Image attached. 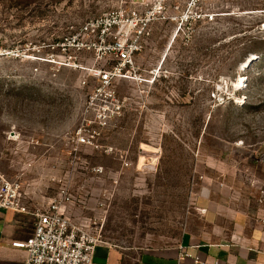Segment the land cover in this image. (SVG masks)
Masks as SVG:
<instances>
[{"label": "rangeland", "instance_id": "rangeland-1", "mask_svg": "<svg viewBox=\"0 0 264 264\" xmlns=\"http://www.w3.org/2000/svg\"><path fill=\"white\" fill-rule=\"evenodd\" d=\"M138 2L165 7L144 81L117 82L121 114L78 148L94 75L116 61L81 48L84 27L131 1L0 0V173L31 207L66 189L75 223L128 250L201 234L220 197L264 225V0Z\"/></svg>", "mask_w": 264, "mask_h": 264}, {"label": "built area", "instance_id": "built-area-1", "mask_svg": "<svg viewBox=\"0 0 264 264\" xmlns=\"http://www.w3.org/2000/svg\"><path fill=\"white\" fill-rule=\"evenodd\" d=\"M130 1V6L123 4L107 11L84 27L91 40L81 44V48L101 54V59L115 54L116 61L110 68L100 69L94 75L98 79V85L72 139L78 148L94 145V135L101 133L114 117L121 114L122 105L116 96L117 82L120 79L144 81L138 76L136 57L146 49L153 36V24L163 15L165 7L159 3L148 8L147 3ZM208 18L212 20L213 16ZM183 22L193 28V21L189 16L184 15ZM58 46L65 48L66 43ZM72 58L69 56V59ZM89 112L93 114L91 120L88 119ZM94 172L102 173L103 170L94 169ZM71 197L66 189H62L59 196L45 208L31 207L25 201L22 184L0 173V217L3 213L12 212L32 216L34 219L33 234L25 240L11 243L14 248L26 252L24 264H95L96 248L104 242L100 236L71 219L68 214ZM188 258H192V255L183 251L178 261L183 262ZM194 262L208 264L197 257ZM212 264L219 263L215 261Z\"/></svg>", "mask_w": 264, "mask_h": 264}, {"label": "crops", "instance_id": "crops-1", "mask_svg": "<svg viewBox=\"0 0 264 264\" xmlns=\"http://www.w3.org/2000/svg\"><path fill=\"white\" fill-rule=\"evenodd\" d=\"M204 219L201 234L186 232L177 245L165 248L128 250L100 244L94 254L95 264H197L194 258L212 264H264V225L247 210L233 207L230 198H217ZM222 201L220 203L219 201ZM69 214V212H68ZM34 219L20 213L0 217V264H24L26 252L11 243L33 234ZM180 247H183L181 250ZM187 251L192 258L178 261Z\"/></svg>", "mask_w": 264, "mask_h": 264}, {"label": "water", "instance_id": "water-1", "mask_svg": "<svg viewBox=\"0 0 264 264\" xmlns=\"http://www.w3.org/2000/svg\"><path fill=\"white\" fill-rule=\"evenodd\" d=\"M250 63H251V61H249V62L247 63V65L250 64Z\"/></svg>", "mask_w": 264, "mask_h": 264}]
</instances>
